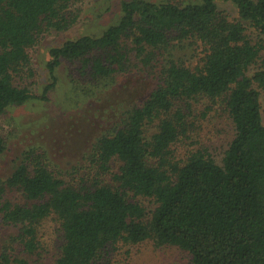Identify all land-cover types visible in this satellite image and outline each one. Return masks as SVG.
<instances>
[{"label": "trees", "instance_id": "trees-1", "mask_svg": "<svg viewBox=\"0 0 264 264\" xmlns=\"http://www.w3.org/2000/svg\"><path fill=\"white\" fill-rule=\"evenodd\" d=\"M225 1L237 18L216 0H123L119 20L100 35L50 49V72L77 60L94 79L159 62L173 39L200 44L204 56L194 68L164 57L158 85L97 139L76 178L54 174L37 149L0 178V221L19 227L0 264H41L40 227L49 219L60 241L51 264H100L118 243L147 241L186 251L191 264H264V45L247 33L264 37V0ZM69 2L0 0V115L31 98L14 76L29 66L28 49L44 29L71 25ZM201 102L226 112L234 128L221 164L207 148H175Z\"/></svg>", "mask_w": 264, "mask_h": 264}, {"label": "rangeland", "instance_id": "rangeland-1", "mask_svg": "<svg viewBox=\"0 0 264 264\" xmlns=\"http://www.w3.org/2000/svg\"><path fill=\"white\" fill-rule=\"evenodd\" d=\"M122 1L70 0L67 16L73 20L71 25L62 30L44 29L28 49L29 66L14 76V82L26 87L31 98L22 105L10 106L0 115V138L4 148L0 153V178L7 177L31 149L45 155L54 174L76 178L79 173L75 168L87 164L97 139L113 130L126 112L139 105L158 85V70L164 57L193 68L202 64L204 52L200 44L173 39L159 62L154 61L151 66L132 62L128 71L118 72L112 78L94 79L79 61L67 59H62L50 72L51 48L83 35H100L119 20ZM149 1L180 3L190 0ZM216 3L218 10L229 19L237 18L232 2L216 0ZM247 33L253 41L264 45V37L252 29ZM261 53L264 57V50ZM252 72L251 69L248 74ZM260 104L264 123V90L261 89ZM186 126V133L175 143L176 150L207 148L221 164L223 152L234 134L228 114L221 109L208 110L201 102L187 113ZM131 195L129 193L131 201L140 202L146 210L151 208L150 199H135ZM18 231L17 225L0 221V250ZM40 234L47 249L45 256H48L41 264H51L50 258L60 242L57 223L46 220L40 227ZM100 264H191V257L178 247L157 246L152 241L137 245L118 243L105 253Z\"/></svg>", "mask_w": 264, "mask_h": 264}]
</instances>
